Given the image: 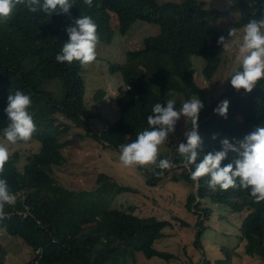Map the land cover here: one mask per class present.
<instances>
[{
    "label": "trees",
    "instance_id": "1",
    "mask_svg": "<svg viewBox=\"0 0 264 264\" xmlns=\"http://www.w3.org/2000/svg\"><path fill=\"white\" fill-rule=\"evenodd\" d=\"M231 2L230 7L219 10L203 7L201 0H93L91 7L75 0L71 15L30 13L17 6L9 20L0 21V133L8 124L4 112L8 96L21 90L31 97L29 112L36 125L31 139L40 144L22 166L19 152L10 153L0 177L7 180L16 197L15 205H5L6 218L0 220V229L32 248V257L21 264H136L138 252L146 257L172 256L155 247L156 240L164 235L163 229L171 225L170 220L139 216L133 213L134 206L126 210L110 207L115 195L134 188L100 173L95 189L73 190L58 182L55 167L64 163L65 148L77 138L71 135L73 129L84 130L78 133L81 138L92 137L120 152L121 144L132 142L138 132L148 128L152 107L156 103L166 106L168 99L176 101L177 109L183 97L200 98L205 105L198 120L203 145L197 162L207 152L221 150L223 139L237 141L257 126H264V78L250 93L231 86L211 103L194 75L192 55L205 59L204 75L212 78L225 50L217 41L226 32L215 26L210 16L229 17L239 12V18L230 24L233 28L264 16V0ZM112 12L117 15L122 34L137 20L158 24L160 32L145 36L143 45L128 50L122 63L109 64L108 72L120 74L124 86L116 95L118 118L107 123V115L112 116L114 111H93L85 102L84 66L79 61L58 63L55 57L68 39L67 27L81 15L92 17L99 40L112 42ZM53 81L59 82L58 88L49 86ZM106 93L101 87L96 89V107ZM225 99L230 102L226 118L214 111ZM94 120L101 124L93 125ZM191 126L187 121V130ZM179 143L170 151L158 152V160L172 162L170 169L140 166L147 181L156 185L171 170L180 171L176 178L194 189L186 207L199 212L198 237L203 222L213 213L214 207L209 204L227 206L230 212L244 211L238 238L248 254L264 261V201L255 203L239 187L213 190L208 186V176L193 181L190 174L195 166L178 153ZM235 156L229 152L222 164Z\"/></svg>",
    "mask_w": 264,
    "mask_h": 264
},
{
    "label": "rangeland",
    "instance_id": "2",
    "mask_svg": "<svg viewBox=\"0 0 264 264\" xmlns=\"http://www.w3.org/2000/svg\"><path fill=\"white\" fill-rule=\"evenodd\" d=\"M158 1L179 2L180 0ZM231 3V0H201L203 7L219 10L230 7ZM239 16L240 13L236 12L229 17L210 16V19L215 26L226 32L227 40L230 39L229 29L233 28L230 24ZM112 26L115 31L113 41L107 43L99 40L96 48L97 59L84 66L83 70L85 102L93 111L101 113L114 111L112 116L107 115L110 118L107 123L118 118L116 95L124 86L120 74L108 72L109 64L122 63L128 50L143 45L145 36L160 32L158 24L137 20L126 34H122L119 31L117 15L113 12ZM236 29V38L242 39L243 26ZM224 47L221 63L212 78L204 75L205 59L199 55L191 56L196 81L207 91L208 100L211 103L220 99L231 87V75L242 70L240 63L236 60L238 49L230 40L226 41ZM49 86L58 88L59 82L53 81ZM100 87L107 93L105 100L96 107L93 96L96 89ZM180 99L182 102L185 101L184 97ZM187 121L181 116L176 124L175 133L169 134L168 139L159 146V151H170L182 138H186L184 133L187 131ZM100 124L98 120L93 121L95 126ZM78 133H84V130L73 129L71 135L77 138L65 148L64 163L55 167V176L60 184L73 190H92L98 186V175L108 174L119 184L135 189L115 195V201L110 207L126 210L134 206V214L142 217L158 216L171 222V225L163 229L164 235L156 240L155 247L172 256L170 258L146 257L142 252H138L136 264H206V260L209 264H264L261 258L248 254L244 242L238 238L244 211L230 212L227 206L209 204L214 207L213 213L203 222V229L198 237L199 212H195L194 208L186 207L187 197L194 189L185 180L176 178L180 173L179 170H171L169 175L157 181L156 185H152L147 181V176L139 165L125 167L119 160V151L113 150L103 141L92 137L81 138ZM0 143L7 146L9 153L19 152L20 166L27 161L28 156L40 148V144L35 139L11 144L1 133ZM31 249L20 238L10 236L3 228L0 229V262L21 264L32 257Z\"/></svg>",
    "mask_w": 264,
    "mask_h": 264
},
{
    "label": "clouds",
    "instance_id": "3",
    "mask_svg": "<svg viewBox=\"0 0 264 264\" xmlns=\"http://www.w3.org/2000/svg\"><path fill=\"white\" fill-rule=\"evenodd\" d=\"M74 3L75 0H0V21L9 20L17 6H23L30 13L42 11L48 15L54 12L71 15ZM83 3L91 7L93 0H83ZM97 29L98 26L91 16L81 15L74 18L73 23L66 29L68 39L57 53L56 61L68 64L79 61L81 66L94 62L97 59L96 48L99 42ZM228 36L230 39L227 40L223 35L220 36L217 43L225 46L226 41L230 40L238 49L236 60L242 67V70L231 75V86L237 91L243 89L250 93L264 78V18L249 19L243 25L242 39L236 38V28H230ZM31 103V97L21 90L8 96L4 109L8 124L2 131L4 138L11 144L29 141L36 131L33 115L29 112ZM229 103L227 99L221 101L214 111L226 118ZM204 107L203 101L196 97L185 100L179 109L176 108L174 99L166 100V106L156 103L152 107V115L147 117L148 128L138 132L132 142L120 145V162L125 167L152 165L153 169L161 171L170 169L173 164L169 159L158 160L159 146L168 139L170 133H175L176 124L183 116L191 121L192 126L184 133L186 142L179 143L177 151L187 164L195 166L190 174L191 179L198 181L208 176V186L213 190L217 187L220 190L239 187L255 203L264 201V126H257L236 143L227 138L223 139L221 150L207 152L197 162L203 145L198 131V120ZM215 138L214 134L213 139ZM229 152L236 153V156L229 163L222 164L228 158ZM9 154L7 146L0 143V177H3ZM15 203L16 197L11 193L7 180L0 178V220L6 218L5 205Z\"/></svg>",
    "mask_w": 264,
    "mask_h": 264
}]
</instances>
